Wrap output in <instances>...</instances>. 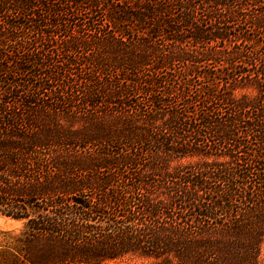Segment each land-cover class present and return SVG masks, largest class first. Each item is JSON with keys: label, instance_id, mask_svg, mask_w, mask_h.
Returning <instances> with one entry per match:
<instances>
[{"label": "trees", "instance_id": "trees-1", "mask_svg": "<svg viewBox=\"0 0 264 264\" xmlns=\"http://www.w3.org/2000/svg\"><path fill=\"white\" fill-rule=\"evenodd\" d=\"M0 264H258L264 0H0Z\"/></svg>", "mask_w": 264, "mask_h": 264}, {"label": "rangeland", "instance_id": "rangeland-1", "mask_svg": "<svg viewBox=\"0 0 264 264\" xmlns=\"http://www.w3.org/2000/svg\"><path fill=\"white\" fill-rule=\"evenodd\" d=\"M18 227H19L18 222H14L5 217H0V231L15 230ZM107 264H148V261L138 256L127 255L119 259H116L114 261H110ZM258 264H264V243L261 248V253H260Z\"/></svg>", "mask_w": 264, "mask_h": 264}]
</instances>
